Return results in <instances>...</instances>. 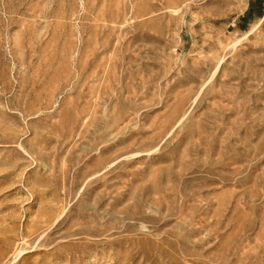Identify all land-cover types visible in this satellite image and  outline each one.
I'll use <instances>...</instances> for the list:
<instances>
[{"label":"rangeland","instance_id":"1","mask_svg":"<svg viewBox=\"0 0 264 264\" xmlns=\"http://www.w3.org/2000/svg\"><path fill=\"white\" fill-rule=\"evenodd\" d=\"M0 264H264V0H0Z\"/></svg>","mask_w":264,"mask_h":264}]
</instances>
